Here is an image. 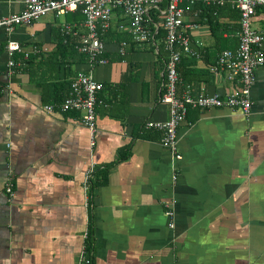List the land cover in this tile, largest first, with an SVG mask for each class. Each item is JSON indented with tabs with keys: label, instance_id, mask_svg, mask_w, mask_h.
Segmentation results:
<instances>
[{
	"label": "crops",
	"instance_id": "obj_1",
	"mask_svg": "<svg viewBox=\"0 0 264 264\" xmlns=\"http://www.w3.org/2000/svg\"><path fill=\"white\" fill-rule=\"evenodd\" d=\"M23 7L24 0H0V17ZM235 14L218 15L234 23ZM83 20L76 11L49 13L17 26L11 37L29 52L21 69L7 66L0 29V264H78L90 226L93 264H264V64L255 71L248 114L189 109L178 131L182 158L175 160L159 131L143 125L170 116L159 101L164 34L137 43L116 10L102 34L107 61L91 67L59 32L75 24L82 33ZM185 20L198 23L190 30L198 55L184 58L178 93L187 85L195 94L232 91V81L208 69L215 49L209 24L197 10H186ZM252 24L264 31L263 8ZM80 71L102 83L93 145L79 112L44 108L65 97ZM91 163L98 183L87 206L83 182Z\"/></svg>",
	"mask_w": 264,
	"mask_h": 264
},
{
	"label": "built area",
	"instance_id": "obj_2",
	"mask_svg": "<svg viewBox=\"0 0 264 264\" xmlns=\"http://www.w3.org/2000/svg\"><path fill=\"white\" fill-rule=\"evenodd\" d=\"M185 0H24L21 11L2 15L0 29L6 35L7 66L10 69H21L25 66L29 52L24 45L11 37L15 28L22 24L31 25L49 13L62 16L69 12L81 10L84 14L82 22L84 32L79 33L75 24H63L59 32L63 36H78L76 48L86 55V60L92 67L104 63V41L102 34L111 27V16L114 11L120 10L128 18V28L132 39L137 43L153 41L154 32L159 27L164 31V43L168 51L164 62L165 81L160 93L159 101L169 105L170 116L163 121L146 120L144 126L156 129L160 133L162 145L170 150L175 160H180L182 154L178 148V131L180 124L185 120L190 108L230 107L248 114L251 108V86L255 79L256 69L264 64V31L251 27L252 17L257 7L264 9V0H200L207 5H229L240 13V29L237 32L238 44L235 48H227L218 52L213 63L208 65L212 73H222L232 81L234 89L224 95L205 93L201 89L193 93L187 85L178 93L180 76L178 64L182 55H198L193 48L190 30L197 28V22L185 20ZM195 0H189L193 3ZM164 2V6L161 4ZM155 9L158 21L151 19L150 10ZM152 24V27L150 25ZM154 29V32H153ZM38 51L37 46H33ZM102 83L97 81L92 72H77L71 79L65 97L58 103L44 105L47 111H77L81 123L91 131V145L94 144L96 130V108L103 102L99 97ZM94 165L88 167L83 189L86 194L85 204L90 205L91 179ZM173 179H177L174 174ZM5 191L13 197V184L7 181ZM165 215L168 217V227H174V208L171 203L166 204ZM88 230L84 236L87 238ZM78 264H93L91 255H87L86 242L82 245L78 255Z\"/></svg>",
	"mask_w": 264,
	"mask_h": 264
},
{
	"label": "trees",
	"instance_id": "obj_3",
	"mask_svg": "<svg viewBox=\"0 0 264 264\" xmlns=\"http://www.w3.org/2000/svg\"><path fill=\"white\" fill-rule=\"evenodd\" d=\"M183 7H186V10L188 11H199L201 18L203 21H206L209 26H210V31H211V35L214 38V46L215 49L213 52H210L208 54V56H212L213 59L212 61H208V63H213L216 59V56L218 54L219 51L223 50V49H227V48H235L238 44L237 41V32L240 29V13L237 9H232L230 8L229 5H224V6H216V5H207L204 4L202 1L200 0H195L193 3H190L189 0H185L183 2ZM161 6H164V2L161 4ZM261 7H257V9H260ZM221 9H229L232 11H235L236 14L234 15V23H226L223 22L222 19L220 18L219 11ZM155 12V13H154ZM77 14H82L81 10H77L76 11ZM151 15V19L154 22L158 21L157 18V13L156 11H152L150 13ZM151 28L152 24L150 25ZM154 32V29H153ZM164 31L161 27H159L156 32H154V36H158V35H162L163 36ZM63 40H65L66 42H71V46L73 48V52L78 53L79 56H81L83 59L86 60V55L80 52H77L76 49V44L78 42V38L77 37H65L63 38ZM80 57V58H81ZM184 58H186V55H182L181 60L178 64V70L180 69ZM28 61V60H27ZM26 65V64H25ZM163 81H165V76L163 77ZM163 89V86H162ZM97 171L98 169H96L93 172V177L91 179V195L93 196V189L95 186H97ZM91 225V224H90ZM89 225V226H90ZM86 240V251H87V255H91V257H93V246H92V242H93V233H92V227L90 226L88 229V235ZM93 259V258H92Z\"/></svg>",
	"mask_w": 264,
	"mask_h": 264
},
{
	"label": "rangeland",
	"instance_id": "obj_4",
	"mask_svg": "<svg viewBox=\"0 0 264 264\" xmlns=\"http://www.w3.org/2000/svg\"><path fill=\"white\" fill-rule=\"evenodd\" d=\"M253 26L252 22H251V27Z\"/></svg>",
	"mask_w": 264,
	"mask_h": 264
}]
</instances>
